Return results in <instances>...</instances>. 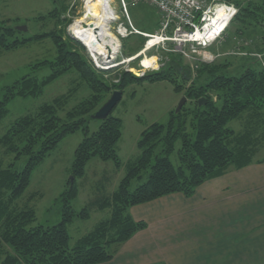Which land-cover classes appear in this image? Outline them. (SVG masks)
Masks as SVG:
<instances>
[{
	"label": "trees",
	"instance_id": "1",
	"mask_svg": "<svg viewBox=\"0 0 264 264\" xmlns=\"http://www.w3.org/2000/svg\"><path fill=\"white\" fill-rule=\"evenodd\" d=\"M230 1L238 7V12L220 42L227 39L236 49L232 55L244 61L234 71L228 69L229 60L216 58L210 64L200 62L193 74L189 66L181 64V54L175 52L179 55L174 54L170 61L149 73L135 76L125 71L119 78L115 73L106 81L104 74L111 70L96 68L83 53L85 46L80 42L71 37L62 39L61 32L71 19L58 16L68 5L60 11L59 6L51 11L52 17L56 16L52 18L55 22L52 30L28 39L23 37L24 31L5 24L7 20L0 21V49L12 50L26 40L38 42L50 38L56 51L52 59L37 60L32 66L48 69L46 76L39 78L28 73L5 87L0 98V123L7 116L8 104L13 98L39 95L45 86L72 72L78 76L77 85L88 93L69 108L71 91L79 87L58 94L34 111L15 118L0 137L3 153L11 156L5 162L0 153V264H104L116 253L111 246L125 243L147 226L144 220L132 217L131 207L173 193L192 196L209 179L264 161V156H259L264 149V48L244 46L248 36L252 37L251 44L253 35L264 32L259 19L264 0ZM232 26L235 31L228 36ZM130 36L133 35L124 40L128 41ZM135 36L136 46L124 44L126 52L143 47L145 37ZM241 38L246 41L242 43ZM113 78L117 81H112ZM143 80H168L174 90H184L187 102L179 111L170 112L167 122L153 123L141 132L137 140L139 155L128 163L125 176L110 196L80 211L74 210L72 200L78 194L76 178L84 176L90 159L111 160L118 167L121 164L117 153L121 119L111 111L90 132L87 123L91 115L114 90L122 92L127 81ZM186 81L190 84L184 87ZM200 98H204L201 105ZM79 129L83 131V138L74 150L70 168L73 179L57 199L61 202V219L51 225L37 223L34 208L21 207L17 200L29 186L32 170L62 138ZM175 150L180 161L177 167L170 159ZM21 159L25 162L19 168ZM144 173L145 180L130 189L132 181L141 180ZM91 208H109L111 213L92 231L70 244L68 224L75 217L87 218Z\"/></svg>",
	"mask_w": 264,
	"mask_h": 264
},
{
	"label": "rangeland",
	"instance_id": "2",
	"mask_svg": "<svg viewBox=\"0 0 264 264\" xmlns=\"http://www.w3.org/2000/svg\"><path fill=\"white\" fill-rule=\"evenodd\" d=\"M126 1H128L126 2L127 9L134 27L141 32H154L158 20L156 9L148 3L134 5L131 3V0ZM83 2L84 0H0V21L7 20L5 24L14 27L26 26L27 31L24 32L23 37L28 39L30 36L52 30L55 23L52 18L56 17H52L53 10L59 6L58 9L60 11L61 7L68 5L67 9L64 11L61 10L58 16L62 19L64 17L71 19L65 31L61 32L62 39H67V37L74 39V36L80 39V26L77 25L76 34H74L75 32L72 29L73 24H75L76 19L82 18L80 20H84L86 17V15H83L85 8L91 9L94 6L93 4L87 2L84 4ZM110 4L112 11L116 12V15L119 17L118 19L114 17L108 22L110 31L119 38V51L115 56L106 55L104 58H95L93 56L99 61L98 63L101 68H109L117 64L109 69L111 70L110 73L104 74L106 81L111 80V75L115 73H117V77L119 78L125 71H129L135 76H141L154 70L147 64V60L156 62L155 66L159 64L160 68L166 61L168 62L175 57L174 54L179 55L177 54L178 52L152 49L132 59V57L136 56L142 50L146 38L143 47L139 50L126 52L127 47L124 44H127V46H136V39L134 37L140 34L135 32L129 33L128 35L133 36H130L128 41L124 40L125 37H120L116 31L117 26L119 23L126 24V20L121 12L119 0H111ZM259 19L261 20V26L259 25L260 29L264 31V10ZM234 27H231L228 36L233 35L235 31ZM118 33L122 34L123 29L119 28ZM250 37H247V44L244 46L251 47L252 49H256L257 47L264 48V32L263 34L257 32L255 36L253 35V42L251 44H249L252 39ZM241 40L242 43L246 41L243 38ZM241 40L237 41V43L240 44L239 42ZM76 41L79 42L78 40ZM226 41L227 39H224L222 42L219 41V43L217 42L211 45L208 51L215 58L212 61L202 63L210 64L216 58V60L220 61H223L225 58L231 63L228 67L229 70L234 71L239 69L244 61L238 56L232 55L236 53L235 46ZM55 53L56 51L50 38H45L38 42L26 40L22 45L12 50L0 49V98L3 96L6 86L13 84L15 80L25 74L32 73L39 78L46 76L49 72L48 69L43 67L33 69L32 66L37 60L44 58L52 59ZM83 53L87 55L90 61H94L87 46ZM257 55L260 56V53ZM155 58L157 61L154 60ZM179 60L182 65L189 66L193 74H195L199 63L196 66H192V62L184 58L183 55L180 56ZM95 67L101 69L100 67ZM77 77L75 72H72L61 76L59 79L45 86L43 92L39 95L13 98L8 104L7 116L0 123V137L6 131L9 124L18 116L34 111L44 102H50L58 94L68 92L72 88L75 89L78 86ZM174 77L175 79L178 78L176 76ZM114 79L117 78H113L112 81H115ZM180 84L183 85L184 83ZM189 84L190 82L186 81L184 87H187ZM83 89V86H81L78 90L71 91L69 105H67L68 108L88 94ZM183 96L184 90H174L172 82L168 80L126 82L122 90L121 99L111 112L112 115L121 119L122 134L117 144V153L120 157L121 164L118 167L111 160H101L97 157L90 159L86 164L84 176L76 178L78 194L72 200L74 210L80 211L89 205L91 206L92 203L99 201L101 198L110 196L117 189L120 180L125 176L128 163L136 159L139 155L137 140L141 132L153 123L167 122L170 112L176 109ZM87 124L88 130L92 132L99 127L100 120L91 118ZM82 138L83 131L81 129L67 134L32 170L30 184L21 198L17 200V204L21 207L29 206L34 208L37 223L51 225L60 221L61 202H58L57 199L60 193L66 188L67 183L73 179L70 168L74 150ZM178 145L177 143L176 150ZM176 150L170 154V159L174 166L177 167L180 161L177 157ZM0 153L5 162L11 159V156H6L3 153L1 146ZM259 156H264V149L260 151ZM24 162L25 159H21L18 167H22ZM145 178L146 173L143 174L141 180L134 179L130 189L135 188ZM168 197L167 195L163 200L157 199L141 204L138 206L137 209L139 210L137 211L143 213V220L153 218L156 211L164 212L167 210V208L159 207L157 203L158 201L159 203H164V199H168ZM185 199L188 200L189 198ZM188 201L186 204L189 203L192 206L191 202L193 200ZM249 201L243 204L241 202L234 203L228 201L220 206L213 205V209L216 208L214 210L216 212L214 216L216 221H218L217 223L208 225L207 222H197L189 226L187 232L184 234V241L185 246L188 248V253L192 256L190 257L187 253L185 259L190 260V258H193L199 260L202 264H235L236 259L237 264H264V241L259 239L254 240L251 237V234L255 233L256 236L259 235L261 238H264V191L255 194V201L253 203H249ZM211 206L208 208L211 209ZM160 208L161 210H159ZM110 213L111 210L109 208H91L87 218L75 217L67 227L70 235V244H74L77 239L92 231L100 221L108 218ZM217 216L223 218H218ZM182 222H185V220ZM121 247L122 244L119 246H111L112 251L116 252L114 256H116ZM248 247H254L255 254L250 253L251 251ZM184 262L182 259L180 261L176 260L175 264H184ZM110 263L119 264V258L105 264Z\"/></svg>",
	"mask_w": 264,
	"mask_h": 264
},
{
	"label": "crops",
	"instance_id": "3",
	"mask_svg": "<svg viewBox=\"0 0 264 264\" xmlns=\"http://www.w3.org/2000/svg\"><path fill=\"white\" fill-rule=\"evenodd\" d=\"M262 191H264V161L229 170L221 176L209 179L198 186L192 196L187 197L181 193L169 194L168 199H164V203L159 201L157 203L159 207L167 210L156 211L153 218L144 220L147 226L123 243L116 256L108 262L119 258V264H175L176 260L182 259L186 262L184 264H202L193 258L185 259L188 248L185 246L184 234L189 226L197 222H207L208 225L217 223L214 216L216 208L213 209V205L220 206L228 201L243 204L248 200L249 203H253L255 194ZM163 198L165 196L158 199L163 200ZM185 198L193 200L192 206L186 204L188 200ZM138 206L131 207L130 214L135 220H143V213L137 211ZM209 206L211 209L208 208ZM183 220L185 222H182ZM251 237L254 240L264 241V238L256 236L255 233L251 234ZM248 248L250 253L255 254L254 247Z\"/></svg>",
	"mask_w": 264,
	"mask_h": 264
},
{
	"label": "built area",
	"instance_id": "4",
	"mask_svg": "<svg viewBox=\"0 0 264 264\" xmlns=\"http://www.w3.org/2000/svg\"><path fill=\"white\" fill-rule=\"evenodd\" d=\"M119 2L126 24L119 23L117 34L118 29L122 28L125 35L118 34L120 37H126L129 33L135 32L146 38L144 47L132 59L149 50L160 49L180 53L192 62V66L215 58L208 48L221 41L225 30L238 12V7L230 0H131L134 5L148 3L156 9L158 27L154 32L148 33L137 30L132 24L126 4L128 1L119 0ZM91 57L94 60L92 63L100 67L99 61L93 55ZM155 61H157L156 58ZM116 65L100 68L109 70ZM159 66L157 64L151 68L155 70Z\"/></svg>",
	"mask_w": 264,
	"mask_h": 264
},
{
	"label": "bare ground",
	"instance_id": "5",
	"mask_svg": "<svg viewBox=\"0 0 264 264\" xmlns=\"http://www.w3.org/2000/svg\"><path fill=\"white\" fill-rule=\"evenodd\" d=\"M89 1L93 0H84L83 3L87 2L94 6L91 9L85 8L83 11V15H86L84 20H80L82 18L75 20L72 28L75 32L74 34H76L77 25L80 26V39L95 58H104L106 55L115 56L119 51L120 42L118 36L116 37L108 26V22L117 17L115 12L112 11L111 0ZM122 34L123 36L125 35L124 30ZM146 62L150 67L155 66L152 60H147Z\"/></svg>",
	"mask_w": 264,
	"mask_h": 264
},
{
	"label": "water",
	"instance_id": "6",
	"mask_svg": "<svg viewBox=\"0 0 264 264\" xmlns=\"http://www.w3.org/2000/svg\"><path fill=\"white\" fill-rule=\"evenodd\" d=\"M92 26V25H90ZM16 29L20 30V31H27V27L22 25V26H17L15 27ZM76 38V37H75ZM77 39V38H76ZM83 45V41H81L80 39H78ZM186 73H189V71H187V69L185 70ZM122 96V92L119 90H114L111 95L108 97V99L98 108V110L95 111V113H93L91 115V118L93 119H105L109 113L113 110V108L115 107V105L118 103V101L121 99ZM186 101V97L183 96L178 104V106L176 107L175 111H179L180 108L182 107V105L185 103ZM202 103H204V98H200L198 100V104L201 105Z\"/></svg>",
	"mask_w": 264,
	"mask_h": 264
}]
</instances>
